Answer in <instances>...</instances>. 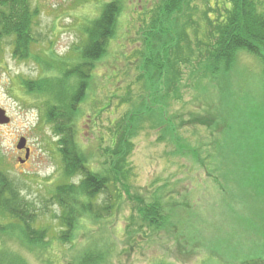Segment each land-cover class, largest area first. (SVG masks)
<instances>
[{"label":"rangeland","instance_id":"rangeland-1","mask_svg":"<svg viewBox=\"0 0 264 264\" xmlns=\"http://www.w3.org/2000/svg\"><path fill=\"white\" fill-rule=\"evenodd\" d=\"M257 2L264 12V0ZM158 4L159 0H126L116 38L95 71L91 99L83 105L84 113L78 120V141L93 163L106 160L100 154L106 153L116 125L146 92L142 91L138 66L143 30ZM193 6L198 39L207 43L211 28L204 12L216 20V11L224 15L228 2L209 0L206 5L195 0ZM209 6L215 12H209ZM32 7L38 9L34 27L38 42L31 53L43 57L50 51L69 56L84 41L88 21L101 10L98 0H32ZM188 31L197 52V35L192 29ZM8 45L5 43L0 57V108L10 118L9 124H0V173L31 205L34 226L47 228L50 245L45 251L29 252L21 242L5 236L0 237V245L21 255L28 264H70L95 245L106 255L105 264L264 261V72L257 56L241 50L231 73L213 78L196 80V57L184 67L182 100L171 102L167 124L177 129L176 136L191 149H186L185 155L176 154V143L171 137L163 139L161 129L151 128L152 121L141 125L128 159L132 170L128 192L120 189L122 197L99 221L84 218L75 241L63 245L57 240L61 210L52 193L60 184H75V179H61L58 137L44 121L43 103L27 95L21 84L22 79L39 78L41 66L32 59L16 58ZM173 113L181 115L179 126L170 121ZM198 113L211 117L212 123L187 124L190 115ZM22 137L31 151L23 166L18 158L25 150L17 149ZM157 195L169 224L160 231L140 229L134 200L141 197L153 202ZM105 197L101 195L98 203ZM2 217L0 214L3 225L12 221Z\"/></svg>","mask_w":264,"mask_h":264},{"label":"trees","instance_id":"trees-1","mask_svg":"<svg viewBox=\"0 0 264 264\" xmlns=\"http://www.w3.org/2000/svg\"><path fill=\"white\" fill-rule=\"evenodd\" d=\"M194 1L159 0L150 24L143 30L138 67L145 96L142 95L141 102L116 125L106 153L100 154L106 160L93 163L78 141V120L83 116V105L91 99L95 71L108 56L109 45L116 38L126 0H98L100 14L84 27V41L74 47L69 56L63 57L53 51L44 57L31 53V47L38 42L34 32L38 9H33L32 0H0V57L8 43L16 58L32 59L41 66L39 78L22 79L21 84L27 95L43 103L44 121L58 137L63 168L61 179H75V184H60L52 193V200L61 210L57 240L63 245L75 241L78 225L84 218L99 221L103 213L109 214L116 206L115 200L122 197L119 190L128 192L132 171L128 159L141 125L152 121L151 128L161 129L165 135L163 139L171 137L176 143V154L185 155V150L191 149L176 136L177 129L167 124V114L172 101L182 100L183 68L191 65L195 57L199 60V70H194L196 80L229 75L241 50L257 56L264 72V12L258 9L257 0H226L229 7L222 16L216 11L219 14L216 20L204 12L211 28L207 43L198 39ZM203 1L209 4V0ZM208 11L215 12L210 6ZM188 29L197 35V52L192 48ZM169 118L176 122L175 126H179L177 121L183 122L179 114L173 113ZM212 120L207 115L191 114L187 124L207 126ZM101 195H106L102 204L98 203ZM156 197L153 202L141 197L134 200L141 219L140 229L149 227L160 231L169 224L161 198ZM32 211L13 182L0 173V214L12 220L5 225L0 221V237L15 238L29 252L45 251L50 245L46 240L49 231L34 226ZM3 246L0 245V264H28L21 255ZM99 248L100 245H95L84 250L70 264H105L103 261L107 257ZM261 262L264 264L260 259L241 264Z\"/></svg>","mask_w":264,"mask_h":264},{"label":"water","instance_id":"water-1","mask_svg":"<svg viewBox=\"0 0 264 264\" xmlns=\"http://www.w3.org/2000/svg\"><path fill=\"white\" fill-rule=\"evenodd\" d=\"M10 118L6 115V111L0 108V124H9ZM18 150H25L26 159H28L30 155V149L27 147V140L22 137L17 145Z\"/></svg>","mask_w":264,"mask_h":264},{"label":"flooded vegetation","instance_id":"flooded-vegetation-1","mask_svg":"<svg viewBox=\"0 0 264 264\" xmlns=\"http://www.w3.org/2000/svg\"><path fill=\"white\" fill-rule=\"evenodd\" d=\"M21 151H23V150H21ZM29 160H30V155H29L28 159H26V154H24V156L18 158V161H19L20 165H22V166L26 165Z\"/></svg>","mask_w":264,"mask_h":264}]
</instances>
